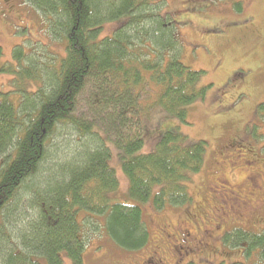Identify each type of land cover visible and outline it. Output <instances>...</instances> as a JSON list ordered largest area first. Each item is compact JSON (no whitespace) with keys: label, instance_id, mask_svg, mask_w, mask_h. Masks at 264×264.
Listing matches in <instances>:
<instances>
[{"label":"trees","instance_id":"16d2710c","mask_svg":"<svg viewBox=\"0 0 264 264\" xmlns=\"http://www.w3.org/2000/svg\"><path fill=\"white\" fill-rule=\"evenodd\" d=\"M26 1L66 47L43 60L18 45L16 65L0 64V74L16 75L14 87L0 89V264H83L89 233L138 251L150 241L140 204H191L189 184L207 152L179 127L143 152L145 118L161 108L186 123L188 106L210 88L201 85L205 71L181 61L165 0ZM84 94L90 118L77 113ZM256 112L264 119V103ZM111 145L139 204L111 196L119 187ZM224 240L264 261V230L235 229Z\"/></svg>","mask_w":264,"mask_h":264},{"label":"rangeland","instance_id":"374dc122","mask_svg":"<svg viewBox=\"0 0 264 264\" xmlns=\"http://www.w3.org/2000/svg\"><path fill=\"white\" fill-rule=\"evenodd\" d=\"M164 7L177 23L181 61L205 71L201 85L210 88L205 99L188 106L186 123L166 117L161 108L149 114L143 152L154 148L161 132L179 127L189 140L207 142L205 164L189 184L191 204L168 203L160 211L140 204L150 231L146 247L131 252L89 233L83 264H264L258 254L245 256L241 245L224 240L235 229L264 230V119L256 112L264 103V0H165ZM46 28L28 1L0 0L1 66L16 65L18 45L43 60L49 51L62 57L65 40ZM116 28L107 24L104 35ZM15 76L0 74V89L14 87ZM88 97L77 104L84 118L91 116ZM111 149L119 179L111 196L139 204L129 194L117 148ZM64 264L72 261L65 257Z\"/></svg>","mask_w":264,"mask_h":264},{"label":"flooded vegetation","instance_id":"af4514ba","mask_svg":"<svg viewBox=\"0 0 264 264\" xmlns=\"http://www.w3.org/2000/svg\"><path fill=\"white\" fill-rule=\"evenodd\" d=\"M236 142H238V139H237V141ZM190 234V232H188V235Z\"/></svg>","mask_w":264,"mask_h":264},{"label":"bare ground","instance_id":"6f19581e","mask_svg":"<svg viewBox=\"0 0 264 264\" xmlns=\"http://www.w3.org/2000/svg\"><path fill=\"white\" fill-rule=\"evenodd\" d=\"M170 43V42H169Z\"/></svg>","mask_w":264,"mask_h":264}]
</instances>
